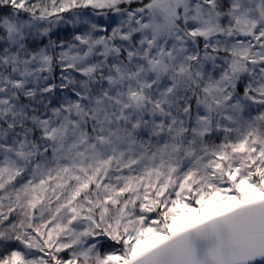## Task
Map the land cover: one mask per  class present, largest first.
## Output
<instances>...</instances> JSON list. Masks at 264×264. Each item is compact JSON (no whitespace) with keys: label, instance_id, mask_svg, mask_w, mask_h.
Returning <instances> with one entry per match:
<instances>
[{"label":"snow or ice","instance_id":"obj_1","mask_svg":"<svg viewBox=\"0 0 264 264\" xmlns=\"http://www.w3.org/2000/svg\"><path fill=\"white\" fill-rule=\"evenodd\" d=\"M0 264H264V0H0Z\"/></svg>","mask_w":264,"mask_h":264}]
</instances>
